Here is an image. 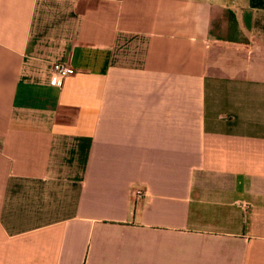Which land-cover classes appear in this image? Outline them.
Segmentation results:
<instances>
[{"label": "crops", "instance_id": "0c3cea01", "mask_svg": "<svg viewBox=\"0 0 264 264\" xmlns=\"http://www.w3.org/2000/svg\"><path fill=\"white\" fill-rule=\"evenodd\" d=\"M0 264H264V0H0Z\"/></svg>", "mask_w": 264, "mask_h": 264}, {"label": "built area", "instance_id": "2783aa9c", "mask_svg": "<svg viewBox=\"0 0 264 264\" xmlns=\"http://www.w3.org/2000/svg\"><path fill=\"white\" fill-rule=\"evenodd\" d=\"M75 73L74 69L68 65L55 63L51 69V83L55 86H60L66 77L72 76ZM136 197H141V192H136Z\"/></svg>", "mask_w": 264, "mask_h": 264}]
</instances>
